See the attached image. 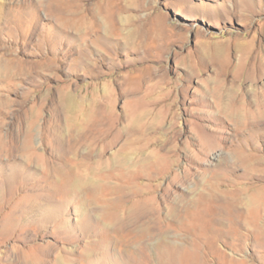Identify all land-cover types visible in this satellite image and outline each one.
Instances as JSON below:
<instances>
[{
  "label": "rangeland",
  "instance_id": "1",
  "mask_svg": "<svg viewBox=\"0 0 264 264\" xmlns=\"http://www.w3.org/2000/svg\"><path fill=\"white\" fill-rule=\"evenodd\" d=\"M262 91L264 0H0V264H264Z\"/></svg>",
  "mask_w": 264,
  "mask_h": 264
},
{
  "label": "bare ground",
  "instance_id": "2",
  "mask_svg": "<svg viewBox=\"0 0 264 264\" xmlns=\"http://www.w3.org/2000/svg\"><path fill=\"white\" fill-rule=\"evenodd\" d=\"M132 37H133V33H132V31H128L127 32V35L125 36V38H126V43H130V40H132ZM136 39V35L134 36V40ZM141 45V44H140ZM262 93H264V91H262ZM136 120V122H137V126H133L132 128H131V132H128V134H132L133 136L134 135H136V137H137V132H139V130H140V128L141 127H143L142 125H143V123H144V115L143 114H140V115H138L137 116V119H135ZM134 124V123H133ZM136 125V124H135ZM139 127V128H138ZM148 128V127H147ZM149 130V129H148ZM120 131V130H119ZM143 131V130H142ZM107 132V131H106ZM141 132V131H140ZM148 132V131H147ZM101 133V132H100ZM92 134V133H91ZM122 135H123V133H121ZM127 134V133H126ZM59 135V134H58ZM103 135V134H102ZM101 135V136H102ZM106 135V134H105ZM118 135V134H117ZM117 135H116V137H117ZM121 135V136H122ZM146 135H147V133H146ZM94 136V135H93ZM97 136V135H96ZM120 136V137H121ZM125 136V135H124ZM100 137V136H99ZM103 137H104V135H103ZM123 137V136H122ZM132 137V136H131ZM131 137H129V138H131ZM144 137H146V136H144ZM59 138V137H58ZM92 138V137H91ZM97 138H98V136H97ZM119 138V137H118ZM126 138V137H125ZM60 139V138H59ZM121 139V138H120ZM138 139L139 138H137L136 140L138 141ZM140 139H142V138H140ZM145 139V138H144ZM104 140V139H103ZM127 140H128V137H127ZM115 141V140H114ZM123 141H124V139H123ZM131 142V141H130ZM113 143H115V142H113ZM112 143V144H113ZM134 143H136L135 141H134ZM117 145H118V141H117ZM130 145V144H129ZM73 146V145H72ZM71 146V147H72ZM120 146V145H119ZM130 147V146H129ZM79 149H80V146H79ZM85 149V148H84ZM81 151V150H80ZM79 151V152H80ZM91 152V151H90ZM53 153H54V151H53ZM89 153V152H88ZM63 154V153H62ZM75 154V153H74ZM71 156V155H70ZM90 157V156H89ZM105 157V156H104ZM118 158V157H117ZM101 159V158H100ZM104 159V158H103ZM95 160V159H94ZM118 160H120V159H118ZM117 160V161H118ZM121 160H123V157H122V159ZM90 161V160H89ZM101 161V160H100ZM116 161V160H115ZM131 161V160H130ZM93 162V161H92ZM97 162H99V161H97ZM119 162V161H118ZM126 162H127V160H126ZM95 163V162H94ZM120 163H121V161H120ZM255 163V162H254ZM90 164V163H89ZM88 164V165H89ZM123 164V163H122ZM125 164V163H124ZM246 165H247V163H245ZM92 165V164H91ZM117 166H118V164H116ZM255 165V164H254ZM90 166V165H89ZM94 166V165H93ZM250 166V165H249ZM248 166V167H249ZM250 168H251V166H250ZM71 170V169H70ZM89 170H91L90 168H89ZM261 170V169H260ZM88 171V170H87ZM90 172V171H89ZM88 172V173H89ZM94 172V171H93ZM244 172H245V170H244ZM251 173V172H250ZM74 175H76V174H74V172L72 171H70V174L64 179V180H67V183H70V182H74L75 180H77V179H79V178H77V177H74ZM82 175V174H81ZM98 175V174H97ZM96 175V176H97ZM246 175H248V173L246 174ZM79 176V175H78ZM90 176H91V174H90ZM81 177H83V176H81ZM86 177V176H85ZM91 179V178H90ZM80 180V179H79ZM92 181V180H91ZM78 182V181H77ZM88 182H89V180H88ZM86 183V182H85ZM192 194V193H191ZM15 254V253H14ZM13 253H9V254H7V256H10V261L12 262V263H16V264H24V262H23V259H21V257L19 256V255H14Z\"/></svg>",
  "mask_w": 264,
  "mask_h": 264
}]
</instances>
